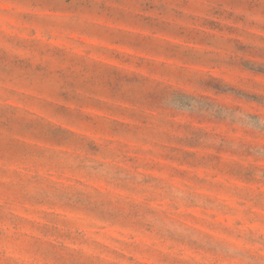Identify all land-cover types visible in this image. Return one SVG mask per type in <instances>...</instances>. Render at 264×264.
<instances>
[{
    "label": "rangeland",
    "instance_id": "obj_1",
    "mask_svg": "<svg viewBox=\"0 0 264 264\" xmlns=\"http://www.w3.org/2000/svg\"><path fill=\"white\" fill-rule=\"evenodd\" d=\"M0 264H264V0H0Z\"/></svg>",
    "mask_w": 264,
    "mask_h": 264
}]
</instances>
